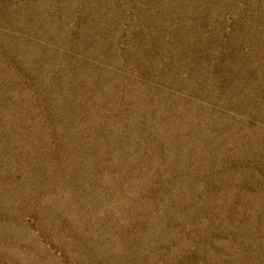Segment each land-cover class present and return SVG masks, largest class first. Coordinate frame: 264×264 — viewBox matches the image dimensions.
<instances>
[{
    "label": "rangeland",
    "instance_id": "obj_1",
    "mask_svg": "<svg viewBox=\"0 0 264 264\" xmlns=\"http://www.w3.org/2000/svg\"><path fill=\"white\" fill-rule=\"evenodd\" d=\"M0 264H264V0H0Z\"/></svg>",
    "mask_w": 264,
    "mask_h": 264
}]
</instances>
